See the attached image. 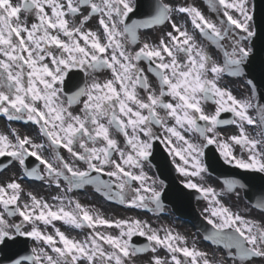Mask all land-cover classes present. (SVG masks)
<instances>
[{"label": "snow or ice", "instance_id": "snow-or-ice-1", "mask_svg": "<svg viewBox=\"0 0 264 264\" xmlns=\"http://www.w3.org/2000/svg\"><path fill=\"white\" fill-rule=\"evenodd\" d=\"M207 4L211 11L222 13L219 25L207 19L194 5L173 9L170 5L161 4L145 20L129 24L126 21L134 12L133 0H21L19 4L0 0V113L8 120L26 119L39 125L40 132L50 142L48 147L56 163L54 165L40 153L45 145L35 143L29 136L21 138L16 135L13 142L8 135L0 134V157H12L20 165L25 164L27 157H35L57 188L61 187V180L67 183L68 191L96 185L97 191H104L109 199L118 197L121 203L125 202L126 186H130L131 181H140L141 187L134 189L136 195L129 201L136 207H147L146 201H153L157 208L161 207V193L151 185L145 186L146 174L136 175L124 167L142 169V161L148 160L152 154L153 141L160 140L169 146V151L184 165L193 161L197 170L191 175H199L204 170L199 160L201 146L186 139L181 130L198 132L208 144H219L228 163L235 161L240 168L264 172V151L260 150L264 148V139L250 138L245 130V124L258 125L264 136V106L255 105L258 111L254 118L249 115V109L254 107L249 100L237 99L218 85L223 75L242 73L241 66L249 50L242 46L241 41L253 36L249 23L252 16L246 0H207ZM85 7L90 9L87 15L81 12ZM231 9L238 11L243 19L234 18L229 12ZM173 11L189 16L194 28L222 52L223 63L215 62L197 43L195 36L175 21H172L175 34L168 32L167 42L161 38L158 45L144 42L136 52L126 51V44L139 41V28L170 21ZM21 12L33 14L37 22L29 26L21 20ZM96 14H99V25L105 34L104 42L97 32L83 28ZM77 15L82 16L79 23L74 19ZM235 29L243 30L246 36L235 38L232 35ZM225 40L229 41L227 45ZM53 46L58 55L54 54ZM180 55L185 57L183 61L178 59ZM142 59L148 61L149 70L159 80L158 93L151 88L144 69L138 67ZM71 68H84L86 71L108 68L113 78L103 83L93 81L86 84L65 101L61 98L59 85L64 83ZM137 87L146 91L147 101L139 98ZM165 96L172 97V101L166 102ZM202 101L214 102L217 105L215 113L205 114ZM38 102L42 107H37ZM74 104H82L83 115H74L70 111ZM157 108L164 110L165 115L161 116ZM145 110L147 115L143 114ZM227 111L234 113L236 119H219L220 114ZM168 119H174L175 123L169 126ZM199 121L207 123L201 125ZM227 123L239 124L240 134L231 136L230 140L249 153L247 160L237 158L229 143L219 142L208 135L216 125ZM152 125H159L164 130L162 139L153 132ZM110 128L123 134L131 151L125 152L119 147L117 140L110 135ZM141 135L146 139H141ZM174 139L178 144L173 142ZM98 141L102 142V147L95 146ZM77 147L81 151H77ZM59 148L83 161L87 168L80 169L69 163L60 155ZM113 152L119 153L122 163L111 159ZM109 165L114 170L106 175L120 181L115 192L112 181L92 175L93 172L104 173L105 166ZM177 167L185 175L189 174L186 167ZM25 172L28 177L45 179L39 166L25 169ZM187 186L199 188L206 196L210 194L218 205L210 210L208 222L213 231L206 239L222 244L234 264L237 260L241 264H249L253 258H264V226L233 213L221 204L216 199L215 189L192 182ZM235 186V182L228 183L229 190ZM21 191V185L16 181L0 185V204L8 215L19 214L22 217L20 224L9 225L4 213H0V242L9 238L10 229H14L19 235L33 237L51 246L55 256L44 249H40L39 255L33 250L32 256L14 264H23L24 259L32 260L33 264H79L80 261L86 264H126V258L138 253L149 250L155 253L157 248L153 245L167 249L171 254V264H211L206 253L187 247L186 239L170 230L161 236L156 230L145 231L147 226L139 220L106 219L78 200L69 199L68 206H65L61 197H54L61 201L55 210L47 201L35 196H31V204L21 206L18 203ZM142 191L151 195H142ZM257 207L264 211V201ZM53 221H62L74 228L87 226L93 232L84 240H77L59 228H55L54 234H48L37 227L38 222L52 225ZM24 222L32 223L30 231H22ZM98 226L115 227L120 229V233L116 236L104 234L96 231ZM135 235L146 236L152 244L144 247L132 245L131 239ZM180 241L185 246H181ZM105 244L111 246V250L106 251ZM179 254L185 259L179 258ZM152 264L169 262L156 256Z\"/></svg>", "mask_w": 264, "mask_h": 264}, {"label": "flooded vegetation", "instance_id": "flooded-vegetation-1", "mask_svg": "<svg viewBox=\"0 0 264 264\" xmlns=\"http://www.w3.org/2000/svg\"><path fill=\"white\" fill-rule=\"evenodd\" d=\"M20 0H11L13 4H19L18 3ZM163 4H167L172 6L173 9L179 8V7H186V6H196L201 10V12L204 14V16L211 20L216 22L219 25L220 20L223 18L222 13H216L210 10L207 0H161ZM137 5V0H133V8H135ZM87 8V7H86ZM86 8H83L82 10H87ZM81 10V11H82ZM50 11V10H49ZM84 15L86 14V11H83ZM230 14L234 16V18L237 19H242L241 15L238 11L235 9L229 10ZM143 16H146V13L143 11L137 12V18H141ZM21 18H23V21L27 22V24L30 26L32 23L37 22L36 18L33 14L26 13L24 14ZM71 19V17H70ZM226 19V18H225ZM81 20L78 19L76 22L79 23ZM172 21H175L177 24L181 26V28H187L188 32L192 35L195 36V39L197 43L202 46L212 57V59L217 62V63H223V55L222 52L211 42L205 39L203 35H201L193 26L191 23V20L187 14L180 13L178 11H173L171 14V20L167 21L163 24L155 25L150 28H139L138 29V36H139V41L135 44L128 43L126 44V51L129 53H134L136 52L144 42H148L152 45H158L160 43L161 38H164L165 41L167 42V36L166 34L168 32H173L172 28ZM98 33L101 38V42H104L105 40V34L103 33L102 27L98 23ZM84 30L91 29L94 32H97V29H93L91 25L86 23L83 26ZM173 34H175L173 32ZM232 35L235 38H239L241 36H246V34H240L236 29L232 33ZM62 39H66L65 37L61 36ZM83 40H81V44L83 45ZM224 43L227 45L229 41L225 40ZM242 46L250 50V42L249 39H244L241 41ZM54 54H59L58 50L53 46L52 48ZM229 51L231 49L229 48ZM178 59L180 61H183L185 57L183 55L178 56ZM48 62V61H45ZM243 65H247V58L245 59ZM51 67V64H50ZM138 67L144 69L145 75L148 77V82L151 85V88L158 93L159 91V80L158 78L154 75L153 72L149 70V64L147 60H141L138 62ZM209 77H211V73H209ZM113 74L110 69L104 68L100 70H85L84 68H71L68 71V74L65 76L64 83L59 85V87L62 89L61 93V98L66 101L67 97L74 93L75 91L78 90V88L85 86L86 84H91L93 81L97 82H105L108 79H112ZM218 85L221 88L227 89L230 91L237 99L240 100H249L254 107L249 109V115L252 117L257 116V111L258 109L255 107V105H261L264 106V99H261L257 97L253 91V89L250 87L248 84V79L247 76L244 75H239V76H233L230 74H225L221 77V79L218 81ZM137 93L140 99L147 101V93L144 89L137 87ZM83 99V98H82ZM172 97L170 96H165L164 100L166 102L172 101ZM37 107H42L41 103H37ZM202 107L205 110V114L211 115L215 113L217 105L212 102V101H202ZM82 104H74L70 111L73 112L74 115H83L81 112ZM157 111L160 113L161 116L165 115L164 110L157 108ZM147 115V111L145 110L144 113ZM219 119L221 120H227L231 121L235 118V114L227 111V112H222L220 114ZM106 123V121H104ZM175 123L174 119H168L167 124L169 126L173 125ZM201 125H204L205 121H199ZM5 126L3 125V133H4ZM152 130L153 132L163 138L165 135L164 130L159 126V125H152ZM179 130V129H178ZM245 130L248 133L250 138H255V139H264V136L261 135L262 129L257 125L256 128H252L251 125L245 124ZM182 134L185 135L186 139L191 141L192 143L198 144L202 148V154L199 156L200 163L203 167V171L200 172L199 175H191L192 172L196 171L197 169L194 167V162L190 160L189 164L184 165L183 161L180 160L178 156H174L173 153L169 151V146H166V144L161 143L160 140H155L153 141V147L151 149V156L148 158L146 161H142L143 167L141 168H131L128 169L127 166H124L126 170H131L134 174L139 175L141 172L146 174L147 179L145 180V186H153L156 188L157 191L160 193H163L161 197V201H167L174 193V191L168 189L167 183L163 179V175L159 173L158 169L154 166L153 161H152V155L153 151L155 149L158 150V148L163 145L170 153L171 159L173 160L174 164L170 168L171 171V176L176 178L181 184L180 186L183 187L181 191L178 192L177 197H183L186 196L189 199H194L195 198V203L197 204L198 208L207 213L208 215H211V212L206 208L204 205L203 201L200 200L198 195L193 194L192 190H189L187 185L189 182L195 183L199 185L200 187L204 188H213L215 189L216 184H217V178L210 174L207 171V168L205 166V158H204V152L205 148L208 145L206 139L201 136L198 132L194 131H187V130H181ZM16 132L18 135L22 138L24 136H29L32 138V140L37 143V144H43L45 145L44 148L40 149V153L45 157L50 160V162H53L55 165V161L53 160V152L52 150L48 147V144L50 143L48 141V138L42 135L40 132V126L39 125H17L14 131H10V133ZM239 124L238 123H227V124H218L216 125L215 129L213 132L208 133L209 136H214L217 141L219 142H227L230 144L233 154L237 158H243L245 160L248 159L249 153L247 151H244L242 147L238 144H236L234 141L230 140L231 136L234 135H239ZM110 135L115 138L119 144V147L123 149L125 152L131 151L129 147L126 146V138L123 136L122 133L118 132L115 130V128H110ZM141 139H146L145 136L141 135ZM175 144H178V142L174 139L173 141ZM217 145L219 151L221 152V148L219 144L214 143ZM90 147L92 146L91 144L89 145ZM96 147H102L103 144L102 142L98 141L97 144L95 145ZM77 151H81L79 147L76 148ZM261 151H264V148L260 149ZM59 153L61 156L64 157L65 160H67L69 163H72L74 166L80 168V169H86L87 165L83 161H78L76 160L70 153L67 152L65 149H58ZM222 154V152H221ZM223 155V154H222ZM111 159L115 160L117 163H122L120 160V156L118 152H113ZM161 163L158 159V164ZM177 165H181L187 168L188 175H185L184 173L180 172ZM58 166V165H56ZM40 168L42 170V175L45 176V179L37 182H44L47 181L51 183L53 186H40L38 187L37 185L35 186V183H30L29 181L22 179L24 186L27 187V190L23 193L20 194L21 199H28L31 201V196H35L37 199H41L43 201L49 202L54 197H61L63 199V203L65 206H68V200H75L76 198H79L82 201H87V207L91 209L92 212H96L94 205L92 204V201L98 200L103 204L102 211H105V214L107 218H115V219H123V220H131L133 218H145L147 216V213L141 211L140 209H131L128 207L130 204L129 201L136 195L134 192V189L140 188L141 183L140 181H131L130 186H126L125 188V202L120 204H105L104 199L101 197H98L95 193L93 192H87V193H77L73 189L72 191L67 190V183L63 180H61V187L57 188L55 183L52 182L46 174L45 168L43 165H40ZM105 169L113 171L114 168L112 166H105ZM109 181L113 182V192L117 191L118 189L116 188V185L120 182L116 177H111ZM219 181V180H218ZM220 182V181H219ZM57 188V189H56ZM171 193V194H169ZM140 194L150 196L151 193H145L141 192ZM210 195V194H209ZM208 195V196H209ZM114 198L118 201L119 198L115 197ZM56 202V206L61 203V201L54 199ZM147 207L149 208H155V202L153 201H146ZM169 210L170 214H173V211L171 210L170 207H167ZM39 222L37 223L38 226ZM33 225L28 226V229H32ZM54 230H50V228L46 229L45 233L48 234H54ZM67 233L70 238H72L71 234L73 232L71 230H67ZM76 235H80L79 232L75 233ZM81 238H79L80 240ZM31 244H33L32 248L35 250L36 254H40V249H44L49 255L54 256V252L51 250V246L47 245L46 243H43L42 241H38L35 238H32ZM33 264V261H32Z\"/></svg>", "mask_w": 264, "mask_h": 264}, {"label": "rangeland", "instance_id": "rangeland-1", "mask_svg": "<svg viewBox=\"0 0 264 264\" xmlns=\"http://www.w3.org/2000/svg\"><path fill=\"white\" fill-rule=\"evenodd\" d=\"M6 133V129L4 130ZM0 134H3V124H1L0 127ZM14 169L10 172L11 175L15 176L14 173ZM10 179L6 178L5 181L0 180V185H4L7 182H9ZM31 204V202H30ZM232 206L234 208V210H236L237 212L241 213L243 211L242 207H240L237 203H232ZM246 219L250 220V221H255L258 222L260 225H262V223L264 222L263 218L254 213L253 211H251L250 209L247 208V214L245 215ZM17 220H19V218H15ZM112 220H115V218H109ZM146 221L149 223V225L151 226V230H156L161 236H163L165 234L166 230H170L172 231L174 234H176V232L179 231H185L186 236H184V238L186 239V246L189 248H195L203 253H206L207 255V259L211 262V264H229L228 262H225L220 255L218 254H214L209 247H205L202 243V241L196 237L192 231V229L188 228V225H184L181 223H174L172 219H162V220H155L156 222L151 221L150 219H146ZM9 225H12L11 222L8 223ZM150 229V228H149ZM12 230V229H10ZM63 232H67V230H63ZM93 232V230H90L89 232H84L81 235V239L80 240H84L85 238L89 237L90 234ZM115 235H119L120 233V229L114 231ZM71 236L75 237V238H79V235L76 234H71ZM181 246H185L183 241L179 242ZM157 251L155 253L151 252L149 254H142V255H138L135 259L138 262V264H152L154 257L159 256L161 258L166 259L169 264H171V254L167 251L166 248L162 247V246H156ZM179 258H181L182 260H184L185 258L183 257L182 254H179ZM256 261L251 260L249 262V264L255 263ZM126 264L127 260H126ZM237 264H241V263H237Z\"/></svg>", "mask_w": 264, "mask_h": 264}, {"label": "bare ground", "instance_id": "bare-ground-1", "mask_svg": "<svg viewBox=\"0 0 264 264\" xmlns=\"http://www.w3.org/2000/svg\"><path fill=\"white\" fill-rule=\"evenodd\" d=\"M35 185H37V184H35ZM38 187H40L39 185H37Z\"/></svg>", "mask_w": 264, "mask_h": 264}]
</instances>
